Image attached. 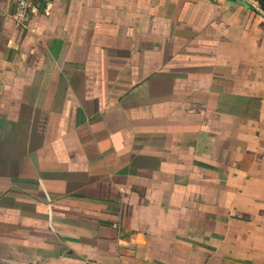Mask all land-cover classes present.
<instances>
[{"label":"crops","instance_id":"crops-1","mask_svg":"<svg viewBox=\"0 0 264 264\" xmlns=\"http://www.w3.org/2000/svg\"><path fill=\"white\" fill-rule=\"evenodd\" d=\"M0 0V264H264V12L251 0Z\"/></svg>","mask_w":264,"mask_h":264},{"label":"built area","instance_id":"built-area-1","mask_svg":"<svg viewBox=\"0 0 264 264\" xmlns=\"http://www.w3.org/2000/svg\"><path fill=\"white\" fill-rule=\"evenodd\" d=\"M28 4L24 0H17L16 7L13 11V17L17 23L22 24L27 16Z\"/></svg>","mask_w":264,"mask_h":264},{"label":"water","instance_id":"water-1","mask_svg":"<svg viewBox=\"0 0 264 264\" xmlns=\"http://www.w3.org/2000/svg\"><path fill=\"white\" fill-rule=\"evenodd\" d=\"M260 2V10H262L264 12V0H255Z\"/></svg>","mask_w":264,"mask_h":264},{"label":"rangeland","instance_id":"rangeland-1","mask_svg":"<svg viewBox=\"0 0 264 264\" xmlns=\"http://www.w3.org/2000/svg\"><path fill=\"white\" fill-rule=\"evenodd\" d=\"M251 1H253V3H255L258 6V8H260V2L255 1V0H251Z\"/></svg>","mask_w":264,"mask_h":264}]
</instances>
